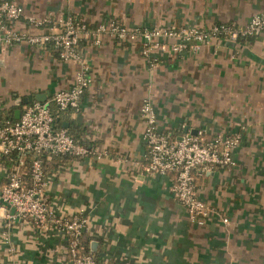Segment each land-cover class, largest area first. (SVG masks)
Segmentation results:
<instances>
[{
	"label": "crops",
	"instance_id": "obj_1",
	"mask_svg": "<svg viewBox=\"0 0 264 264\" xmlns=\"http://www.w3.org/2000/svg\"><path fill=\"white\" fill-rule=\"evenodd\" d=\"M14 1L25 13L16 24L27 32L39 31L29 17L60 10L90 24L113 17L132 27L204 29L245 24L264 12V0ZM172 41L164 38L166 48L154 46L149 54L142 40L104 35L100 44L81 42L91 82L61 122L96 152L59 155L58 164L48 158L47 201L62 216L82 212L84 239L106 264H264V30L239 40L211 37L196 51L172 50ZM81 67L80 60L25 40L0 45V125L17 119L37 95L46 100L72 87ZM147 99L158 130L176 138L199 130L242 136L234 166L196 176L199 195L216 209L204 224L191 221L173 195L174 173L146 170L141 106ZM9 168L1 158L0 193ZM8 211L0 207V264L71 262L62 231L8 219Z\"/></svg>",
	"mask_w": 264,
	"mask_h": 264
},
{
	"label": "built area",
	"instance_id": "obj_2",
	"mask_svg": "<svg viewBox=\"0 0 264 264\" xmlns=\"http://www.w3.org/2000/svg\"><path fill=\"white\" fill-rule=\"evenodd\" d=\"M25 16L22 4L14 0H0V45L14 41H27L50 47L62 59L80 60L82 67L76 73V82L70 88L58 90L46 100L34 99L24 104L20 116L0 125V160L5 155L18 154L21 161L7 169V178L0 193L1 206L12 208L8 219H26L47 228L55 226L67 239L68 259L54 264H106L98 260L93 251H84V226L86 217L78 212L71 217L59 215L47 201L45 193L46 171L44 155H70L84 157L94 154L93 147L76 139L65 126L57 125L60 112L78 108L81 98L91 82L87 65L79 52L82 41H103L104 35L119 40H142L143 51L149 54L152 47L166 48L163 39H173L171 49L181 51L189 48L199 50L211 37L226 36L239 40L264 30V12L255 13L245 24L216 23L209 29L197 26L132 27L109 18L90 24L80 15L60 10L41 17H29V23L38 32L21 30L16 24ZM146 123L143 133L149 148L146 170L151 173H174L173 195L182 202L189 219L204 224L216 212L215 206L199 195L196 176L210 172L218 165L236 164L235 148L241 141L240 133L218 132L206 136L199 130L176 138L157 128L154 107L149 99L141 106ZM33 153L30 165V182L22 169L25 155ZM225 222L229 218L224 216Z\"/></svg>",
	"mask_w": 264,
	"mask_h": 264
},
{
	"label": "trees",
	"instance_id": "obj_3",
	"mask_svg": "<svg viewBox=\"0 0 264 264\" xmlns=\"http://www.w3.org/2000/svg\"><path fill=\"white\" fill-rule=\"evenodd\" d=\"M61 113L62 112H60V114L58 116V119H57V125H59V126H63L62 125V122H61V118H62V114ZM13 120H15V119H13ZM8 121H12V120H8ZM8 121H6V122H8ZM6 122H4V123H6ZM52 156H53L52 162L55 161V163H57V164L59 163L58 162L59 160H56L55 159L59 155H44L43 156L44 165H46L47 161H49L47 159L50 158V157H52ZM32 157H33V153H29L28 155H25V157H23L24 158V161H23V163L21 165L22 166V169H23V172H24L25 179H26L27 182H30V179H31V177H30V165H31V159H32ZM2 160H4L6 162V164L8 166H10V167H12L16 163H20V161H21V159L18 156V154L5 155V156H3ZM50 161H51V159H50ZM82 249L84 251H92L90 249L89 242L87 240H84L83 241V247H82ZM95 253L96 252H94V254ZM96 254L99 255L98 253H96ZM96 258L98 259L97 256H96Z\"/></svg>",
	"mask_w": 264,
	"mask_h": 264
},
{
	"label": "water",
	"instance_id": "obj_4",
	"mask_svg": "<svg viewBox=\"0 0 264 264\" xmlns=\"http://www.w3.org/2000/svg\"><path fill=\"white\" fill-rule=\"evenodd\" d=\"M37 98L38 99H41L38 95H37ZM41 100H43V99H41ZM25 103H27V101L25 102ZM20 111V110H19ZM183 137V136H182ZM93 244H94V242H92Z\"/></svg>",
	"mask_w": 264,
	"mask_h": 264
}]
</instances>
